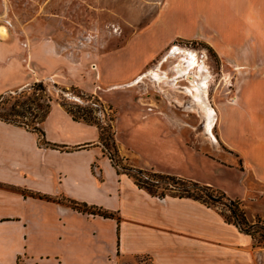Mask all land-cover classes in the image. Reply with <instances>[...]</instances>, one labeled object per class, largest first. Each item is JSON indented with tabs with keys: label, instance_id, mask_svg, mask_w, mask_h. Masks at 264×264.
Instances as JSON below:
<instances>
[{
	"label": "rangeland",
	"instance_id": "374dc122",
	"mask_svg": "<svg viewBox=\"0 0 264 264\" xmlns=\"http://www.w3.org/2000/svg\"><path fill=\"white\" fill-rule=\"evenodd\" d=\"M240 3L241 0L238 3L239 10H252ZM257 4L261 11L264 10V0ZM170 5L172 12L162 19ZM228 10L225 0H0V35L7 39L12 35L21 43L24 71L21 77L23 81L7 89L6 105L10 107L19 102L32 106L33 114L21 116L30 126L39 124L43 128V123L37 124V121L44 117L47 107L44 105L39 108L38 103L46 102H50V112L57 117L61 116L58 108L65 109L63 104H66L78 115H86L100 126L107 128V124L111 123L117 148L118 135L126 143H135L140 164H156L166 171H175L170 174L178 176L176 172H181L191 175L186 179L210 182L209 185L238 200L250 222L256 221L257 216L264 219V184L252 176L243 179L235 169L221 164L230 163L238 170L243 169L241 155L222 142L221 126L226 127V136L236 147L244 144V139L248 138L244 134L245 130L253 138L264 133V129H257V125L251 122L244 128L232 127L241 115L239 107L230 106L228 102L234 98L235 102H241V96H245L250 86L258 96L264 95V92H259L264 88V58L252 40L248 45H243L241 50L237 49V44H222L220 32L216 34L210 29L209 23L204 22V18H207L214 23L215 28L218 23L222 24V16H226ZM187 17L198 20L189 19L190 23ZM195 32H200V37L190 38ZM165 37L173 38L162 48L157 46L159 49L153 51V57L147 60L145 53L148 52V46ZM46 43L53 46L51 54L46 53ZM175 46L193 50L199 61L205 62L208 67V97L219 117V122L213 128L218 142L210 138L201 115L184 106L188 99L185 87L190 85L183 78L185 75L178 78L182 88L155 79L154 82L149 78L132 84L138 74L149 68H157L168 52L174 53ZM32 52L35 54L33 59ZM17 55L18 52L12 53L11 60H17ZM177 60V56L163 60L159 69L167 72L170 78L177 76ZM12 71L14 83L19 82V73L16 69ZM10 72H6V75ZM0 82L1 87L10 84L8 78ZM36 82H41L43 88H31ZM116 84L129 87L117 90L114 87ZM22 90L26 91L25 95H17ZM252 106L260 107L257 114L264 116V96L258 100L252 99ZM151 108L167 121L176 123V132L180 134L177 148L173 147L171 141L156 139L143 126L134 124L131 115L147 113ZM20 109L24 111L22 107ZM222 112L226 116L224 122L221 120ZM34 116L37 118L33 120ZM246 119L249 122V118ZM109 135L107 129L104 142L110 150H114ZM121 158L122 169L126 166L139 168ZM139 169L155 171L150 168ZM154 189L159 194L181 193L164 189L163 185L154 186ZM34 196L29 192H0V217L17 215L31 220L37 225L40 236L52 243L62 260L71 257L77 262L92 263L100 258L101 253L104 254L107 243H113L116 238L112 232L107 243L88 234L83 238L76 236L71 242L60 239L61 234H68L69 227L59 218L55 209L35 200ZM212 206L231 218L225 205L217 203ZM13 235V228L0 224V264H34L25 256L4 257L14 249L15 243L6 239ZM255 244L261 253L258 254L259 261L264 264L263 242ZM76 252L78 255H72Z\"/></svg>",
	"mask_w": 264,
	"mask_h": 264
},
{
	"label": "crops",
	"instance_id": "0c3cea01",
	"mask_svg": "<svg viewBox=\"0 0 264 264\" xmlns=\"http://www.w3.org/2000/svg\"><path fill=\"white\" fill-rule=\"evenodd\" d=\"M238 3L239 0H225L226 8L230 10L226 16H222V24L218 23L217 27L214 28V23L207 18H204V22L209 23L216 34L220 32L222 44H237V49L241 50L252 40L264 58V10L261 11L257 4L261 0H241V6L252 10L241 11ZM169 12H172L171 5L162 19H166ZM187 18L190 23V20H198L195 17ZM199 34L195 32L190 38L200 37ZM177 35L180 36V33ZM171 38L152 42L146 49L147 60L153 57V51L159 49L157 46L162 48ZM44 47L46 53H52V45L46 43ZM14 52H18L17 60H11ZM34 56L32 52L31 58ZM21 57L22 46L17 38L11 35L7 39L0 35V80H10L9 86H0V96L9 87L23 81ZM13 69L19 73V82L14 83ZM6 72H10L8 76ZM143 73L138 74L132 84H136V79ZM114 87L118 90L129 86L116 84ZM260 90L264 92V88ZM243 92L240 91L241 94ZM257 94L250 86L245 96H241L243 106L241 102H235V98L228 102L230 106L239 107L241 115L232 127L244 128L251 122L257 125V129H264V116L257 114L260 107L252 106V99L258 100L264 96ZM245 99L249 101L248 104ZM58 109L60 117L50 112L42 122L47 141L55 146L41 145L37 132L0 120V192H29L35 194V200L55 209L69 227L68 234H61L60 239L71 242L73 238H83L88 234L100 242H106L112 232L116 238L113 243L106 242L104 254L101 253L100 258L92 263L77 262L71 257L62 260L52 243L40 236L37 225L31 220L4 215L0 217V224L13 228L14 235L6 239L15 243L13 251L7 253L5 258L25 256L34 264H262L258 257L261 253L252 236L228 222L213 206L191 197L151 194L113 164L99 142L100 130L97 125L75 121L67 110ZM222 113L221 120L224 122L225 109ZM256 116L260 117L259 120ZM131 118L135 125L143 126L154 138L167 139L174 148L179 146L180 139L177 137L180 134L176 132V123L167 121L154 108L147 113L131 115ZM225 130L226 127L221 126V140L241 155L243 169L238 170L230 163L221 164L235 169L243 179L252 176L264 184V133L253 138L244 129L248 138L244 139V144L236 147L228 140ZM117 141L121 156L134 166L170 174L171 171L156 164H140L135 143H126L120 140L119 135ZM176 173L191 177L190 174ZM72 202L83 207L87 205L88 210H81Z\"/></svg>",
	"mask_w": 264,
	"mask_h": 264
},
{
	"label": "trees",
	"instance_id": "16d2710c",
	"mask_svg": "<svg viewBox=\"0 0 264 264\" xmlns=\"http://www.w3.org/2000/svg\"><path fill=\"white\" fill-rule=\"evenodd\" d=\"M43 84L40 82H36L31 86L33 89L43 88ZM26 93L25 90H22L20 93H17L19 96H24ZM8 101V97L5 94L0 96V120L16 124L19 126H24L32 131L40 133L39 136L41 145H53L46 139L45 130L39 126L38 123H41L45 120L47 115L50 112L51 104L50 102H46V104L38 103L39 108H43L45 105L47 109L45 110L46 114L41 120L37 121L38 125L30 126L28 122L22 119L21 116H27V113L33 114V108L30 105L20 104L19 102L13 103L10 107H7L6 103ZM20 107L24 109L21 111ZM63 107L67 110L68 113L71 114L72 118L75 121H85L87 123H92L98 125L100 129V139L99 142L102 145L105 153L111 158L113 164L118 168L119 171L127 173L130 177H132L135 182L142 188H145L148 192L153 195L165 196V192L157 193L154 189V186L160 187L163 185L164 189H173L180 191V194H177L181 197H191L197 200H200L206 203L209 206L212 204H222L227 207V209L231 213V218L224 215L225 219L228 222H232L237 225V227L242 231L252 236L253 240L256 242H263L264 245V219L260 216L256 217V221L250 222L246 217V213L241 207V204L238 200L232 199L227 193L214 187L213 185L203 184L201 182L186 179L182 176L156 172V171H146L144 169H139L131 166L121 167L120 159L121 155L116 145L115 132L113 130V126L111 123L107 124V128L100 126L99 123L94 122L91 118L86 117V115H78L73 109H70L63 104ZM37 116H34L33 120L36 119ZM32 127V128H31ZM108 129L110 135L109 139L112 140L114 150H110L107 145H105V136L104 133ZM75 207L80 208L81 210L87 211V205L81 206L76 202H72ZM106 216V214H103ZM256 245V244H255Z\"/></svg>",
	"mask_w": 264,
	"mask_h": 264
},
{
	"label": "bare ground",
	"instance_id": "6f19581e",
	"mask_svg": "<svg viewBox=\"0 0 264 264\" xmlns=\"http://www.w3.org/2000/svg\"><path fill=\"white\" fill-rule=\"evenodd\" d=\"M174 50V53L168 52L164 56L163 60H169L175 56L179 58V61L177 60L178 62L175 67L177 70L175 75L177 76L170 78L167 72L162 71L161 68L159 69L160 65L163 64L162 60L157 68H149L148 71H145L141 77L136 79V83L144 81L145 78H149L153 81L155 79L158 82H162L177 88H182L179 85L180 79L178 78L185 75L183 78H186L190 85L185 87V93L187 94L188 99L185 101L186 103L184 106L189 111H194L201 115L203 123L206 125V130L208 131L207 133L210 134V138L213 141L218 142V139L214 135L213 128L214 125L219 122V117L217 116L216 108L211 104L208 97L210 79L208 67L205 62L199 61L196 53L193 50L180 46H175Z\"/></svg>",
	"mask_w": 264,
	"mask_h": 264
}]
</instances>
